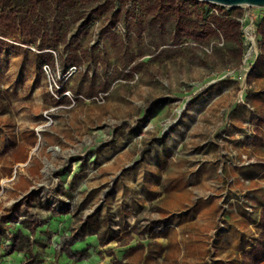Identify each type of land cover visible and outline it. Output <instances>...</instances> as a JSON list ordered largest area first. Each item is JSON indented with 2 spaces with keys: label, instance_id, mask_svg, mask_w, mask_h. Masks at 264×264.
<instances>
[{
  "label": "rangeland",
  "instance_id": "1",
  "mask_svg": "<svg viewBox=\"0 0 264 264\" xmlns=\"http://www.w3.org/2000/svg\"><path fill=\"white\" fill-rule=\"evenodd\" d=\"M94 225L113 242L74 251ZM14 249L264 264V7L0 0V258Z\"/></svg>",
  "mask_w": 264,
  "mask_h": 264
},
{
  "label": "crops",
  "instance_id": "2",
  "mask_svg": "<svg viewBox=\"0 0 264 264\" xmlns=\"http://www.w3.org/2000/svg\"><path fill=\"white\" fill-rule=\"evenodd\" d=\"M71 221L72 218L69 215L52 217L50 218L49 221H47V223H45L37 230V238H39L41 232H53L56 233L57 236L66 233L69 230L68 228L69 225L71 224ZM19 227L20 226H15L16 229H19ZM106 233L107 230L99 225L89 226L87 228L86 238L83 241H80L77 244H75L73 250L78 252H83V251L87 252L100 242L101 245H105V244L107 245L108 243L113 242V239L111 238L112 236L110 235L108 236L106 235ZM91 255L94 256L92 253ZM50 258L51 261L47 264H72L71 260H69V258L67 256H64L63 254L56 255L52 252ZM44 260L42 259V262L40 264H45ZM19 261H20V256L18 251L15 249L8 256L0 258V264H9L8 262L11 263L14 262L15 264H17V262ZM78 264H84V263L81 261L78 262Z\"/></svg>",
  "mask_w": 264,
  "mask_h": 264
},
{
  "label": "water",
  "instance_id": "3",
  "mask_svg": "<svg viewBox=\"0 0 264 264\" xmlns=\"http://www.w3.org/2000/svg\"><path fill=\"white\" fill-rule=\"evenodd\" d=\"M228 7H264V0H199Z\"/></svg>",
  "mask_w": 264,
  "mask_h": 264
}]
</instances>
